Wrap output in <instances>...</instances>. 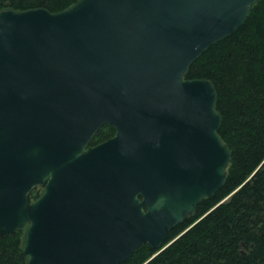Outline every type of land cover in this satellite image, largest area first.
<instances>
[{
  "label": "water",
  "instance_id": "obj_1",
  "mask_svg": "<svg viewBox=\"0 0 264 264\" xmlns=\"http://www.w3.org/2000/svg\"><path fill=\"white\" fill-rule=\"evenodd\" d=\"M258 1L0 11V238L24 230L27 264L161 252L224 186L230 160L215 87L188 69ZM105 124L114 137L88 147Z\"/></svg>",
  "mask_w": 264,
  "mask_h": 264
},
{
  "label": "trees",
  "instance_id": "obj_2",
  "mask_svg": "<svg viewBox=\"0 0 264 264\" xmlns=\"http://www.w3.org/2000/svg\"><path fill=\"white\" fill-rule=\"evenodd\" d=\"M77 1L0 0V11L57 13ZM186 78L215 87L219 136L230 152L226 182L169 233L161 252L142 245L123 264H264V0L231 36L194 61ZM114 134L105 126L93 141ZM41 193L34 190L32 199ZM23 241L22 229L0 238V264H27Z\"/></svg>",
  "mask_w": 264,
  "mask_h": 264
},
{
  "label": "flooded vegetation",
  "instance_id": "obj_3",
  "mask_svg": "<svg viewBox=\"0 0 264 264\" xmlns=\"http://www.w3.org/2000/svg\"><path fill=\"white\" fill-rule=\"evenodd\" d=\"M105 126H110V125H106V124H105V125L101 126V127L99 128V130L97 131V133L93 136V138H92L91 142L89 143L88 147H94V146H97V145L103 143L104 141L109 140V139H111V138L114 137L115 134H114L113 136L109 137V138H105V139H102V140H100V141H96V142L93 141L94 138H95V136H96V135L100 132V130H102ZM112 128H113V127H112ZM115 133H116V131H115Z\"/></svg>",
  "mask_w": 264,
  "mask_h": 264
}]
</instances>
